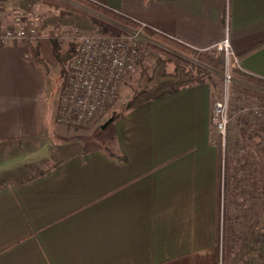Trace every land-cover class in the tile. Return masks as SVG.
I'll list each match as a JSON object with an SVG mask.
<instances>
[{
	"label": "crops",
	"instance_id": "0c3cea01",
	"mask_svg": "<svg viewBox=\"0 0 264 264\" xmlns=\"http://www.w3.org/2000/svg\"><path fill=\"white\" fill-rule=\"evenodd\" d=\"M18 1L13 12L1 8L4 27L27 8ZM94 1L200 49L227 35L237 56L264 40V0ZM39 4L31 2L35 43L49 69L53 12ZM238 63L264 76V47ZM48 69L34 63L28 42L0 45V264H217L212 86L127 111L113 123L114 149L64 152L75 144L56 121ZM27 168L35 170L23 175Z\"/></svg>",
	"mask_w": 264,
	"mask_h": 264
},
{
	"label": "trees",
	"instance_id": "16d2710c",
	"mask_svg": "<svg viewBox=\"0 0 264 264\" xmlns=\"http://www.w3.org/2000/svg\"><path fill=\"white\" fill-rule=\"evenodd\" d=\"M68 1L91 9L108 18L112 22L104 21L94 17L89 13H86L62 0H39V2L45 7L51 9H63L80 16L88 21L93 27L102 28L104 30H118V32H123L120 27L130 28L129 30H140L142 36L145 35V37L153 41L155 40L158 43H147V45L152 47L158 55L153 66L151 68L147 67L144 65L143 60L141 59L136 64L134 69L127 74L129 76L130 73H132V71L135 69L139 70L137 89L134 92L132 96L133 98L130 100V102L122 107V111L113 117L110 124L123 117L127 111L136 109L147 101L162 98L194 84L209 83L210 86H213V83L211 82L213 79V73L216 75L217 72L221 74L224 71L225 58L223 50H217L213 46L204 49L193 47L182 41L172 38L147 24L139 22L104 3L96 2L94 0ZM111 23L114 25L116 24L117 26L115 27ZM51 41L53 44V53L55 59L60 63L62 86L65 78L66 60L73 56V54L76 52L77 46L76 44L72 43L73 45H71L67 51L62 52L57 40L52 38ZM262 47H264V40L254 47L237 54V57L239 58L238 60L243 59ZM28 48L31 52V57L34 63L42 70L46 69V67L48 68L35 41H29ZM178 52L189 56L190 58H186ZM231 73L233 75V79L230 83V90L228 89L230 94H236L242 98H250L253 101L264 102V76L242 70L239 67L232 68ZM246 118L247 117H244V122L239 123V125L245 124L246 128H243L244 126L240 125L241 127L239 126V130H241L242 134L247 133L246 136L248 138H259L257 145H260L261 147L256 146L257 151L255 149H252V151H254V153L257 152L258 157L262 158V152H264V142H262V137L256 133V130H258L257 125L251 121L246 123L248 122ZM253 133H256V135ZM232 135V129L227 128L225 140L222 142L221 135L216 131L213 125L211 127V141L215 145L218 153L215 240L217 249L219 251V257H221V264H223L224 253L226 254V257L229 256V253H232L231 251L234 246V241H237L238 244V242H240L239 239L243 238L241 230L236 231L235 229V227H238V225L232 221L233 209L236 207L234 194H232L234 186L231 176V169L233 165L230 154V149L233 145ZM115 144L116 140L114 138L112 149L115 148ZM260 148L263 151L260 150ZM107 149L110 148L106 146L105 150ZM111 155L118 159H124V156L118 153H111ZM257 169L259 170L260 175H264L263 166L258 165ZM259 184L261 188L260 197H258L253 202V206L257 207L264 206V178L261 176L259 177ZM2 187L3 185H0V189ZM245 206L249 207V204H244V207L239 210L240 217L243 219V221L248 220L249 216L248 211L244 210ZM251 212L252 211H250V214ZM236 217L239 218V215ZM263 227L264 226L258 228V224H256L255 229L250 231L251 233L248 234V248L251 253L256 254L260 251L264 252ZM256 229H258V231ZM233 251H235V249ZM251 257L254 256L251 255ZM261 258L264 259L259 254L257 259L259 260ZM226 263L227 262H225V264Z\"/></svg>",
	"mask_w": 264,
	"mask_h": 264
},
{
	"label": "rangeland",
	"instance_id": "374dc122",
	"mask_svg": "<svg viewBox=\"0 0 264 264\" xmlns=\"http://www.w3.org/2000/svg\"><path fill=\"white\" fill-rule=\"evenodd\" d=\"M62 1L71 4L74 7L86 13H89L90 15L97 17L101 20L112 22L108 18L84 6L69 2L68 0ZM37 2H39V0ZM19 5L20 1L18 0H0V11H2V8L3 11L6 10L7 12V10H9V12H13L19 7ZM39 5L44 8H48L43 6L41 3ZM48 9H50L53 14L47 16L49 21L45 26L46 30L44 31V35L46 36L49 43L43 49V53L45 55V58L50 61L49 69L46 67V69H48L47 77L51 80L50 87L53 89V95L57 96L59 95V87L61 86L62 77L60 75V63L55 59L53 53V44L51 41L52 38L57 40L60 45L61 51L65 52L71 47V45L76 44L77 46L79 39H81V37L86 34H120L122 32H118V30H104L102 28L93 27L88 21H86L82 17L63 9ZM111 24L114 25L113 23ZM114 26L116 27L117 25L115 24ZM120 28L123 30V32L130 29L126 27ZM143 39L146 45L147 53L142 60L144 65L151 68L154 62L156 61L158 55L152 47L147 45V43L154 44V42H157L155 40L153 41L145 37V35H143ZM217 44L213 45V47L219 50L217 48ZM179 54L186 58H190L189 56H186L182 53ZM51 61H53L54 63L52 64ZM238 65H235V67L233 68H238ZM231 69L232 67L230 68V78L228 80L224 77V71L221 74L217 72L216 75L213 73V79L211 80V82L213 83L212 88L214 99H220L222 97H225V95L227 94V128L232 129L233 132V145L230 149L231 160L233 165L231 169V176L234 184L232 194H234V198L236 201V207L233 209V213H231L233 223L238 225V227H235L236 231L241 230L243 236L242 239H239L240 242H238V244L237 241H234V246L231 251L232 253H229V256L226 257V254L224 253L223 264H225V262H227L226 264H264V259H257L259 254L264 258V252L260 251L255 254L251 253L248 248V234L251 233L250 231L255 229L256 224H258V228L264 226V206H253V202L258 197H260L261 188L259 184V177L261 176L264 178V175H260L259 170L257 169L258 165L263 166L264 169V152H262L263 150L260 148V150H262V158L258 157L257 152L254 153L252 149H255L257 151L256 146L261 147L260 145H257V142H259V138H248L246 136L247 133L242 134L241 130H239L241 126H244L243 128H246L245 124H240V126L239 123L244 122V117H247L246 119L248 120V122L246 123H249V121H251L257 125L258 130H256V133L257 135L262 137V142H264V102L253 101L250 98H242L239 95L230 94L228 89L230 90V83L233 79ZM138 71V69H135L134 71H132V73H130L129 76L127 75V73V76L125 75L122 78L121 83L119 85L118 97L116 101H114V103L109 106L111 108H104L103 111L99 113L96 118L87 125H67L70 131L72 132V135L65 136L64 139L73 141L75 145H71L69 147H66V145H61L63 146L62 150L64 152L71 149L77 150L97 146H107L108 148L112 149V144L114 141V139L112 138L113 123H109V125L105 129H102L101 125L109 118H113L115 115L120 113L122 111V107L125 104H128V102H130V100L133 98L132 96L137 89V80L139 76ZM215 100H213V102ZM255 111L259 112V115H256ZM256 133L253 134L256 135ZM52 136L53 134L49 133L42 138V141L51 140ZM72 136H74V138ZM48 143L50 144V142ZM51 148L52 150H55L56 146L51 145ZM34 170L35 168H27L23 175L25 173L30 174ZM244 204H249V207L245 206L244 209L247 210L249 214L248 220L245 221H243L239 214V210L244 207ZM250 211H252L251 214ZM238 215L239 218L236 217ZM256 230L258 231V229ZM234 249L235 251H233ZM251 255H253L254 257H251ZM220 259L221 257L217 258V264H221Z\"/></svg>",
	"mask_w": 264,
	"mask_h": 264
},
{
	"label": "built area",
	"instance_id": "2783aa9c",
	"mask_svg": "<svg viewBox=\"0 0 264 264\" xmlns=\"http://www.w3.org/2000/svg\"><path fill=\"white\" fill-rule=\"evenodd\" d=\"M27 8L13 16L12 25L0 22V45L27 43L37 38L38 14ZM224 51V77L238 65L227 35L217 44ZM146 45L140 30L120 34H86L79 39L76 52L65 64L64 83L60 87L56 121L63 125H87L116 101L122 78L134 69L146 55ZM227 89V86H226ZM227 95V94H226ZM212 104L211 123L224 142L227 132V96ZM256 115L259 112L255 111Z\"/></svg>",
	"mask_w": 264,
	"mask_h": 264
},
{
	"label": "water",
	"instance_id": "95a60500",
	"mask_svg": "<svg viewBox=\"0 0 264 264\" xmlns=\"http://www.w3.org/2000/svg\"><path fill=\"white\" fill-rule=\"evenodd\" d=\"M112 117L111 118H109L108 120H106L102 125H101V128L102 129H105L108 125H109V123L112 121Z\"/></svg>",
	"mask_w": 264,
	"mask_h": 264
}]
</instances>
